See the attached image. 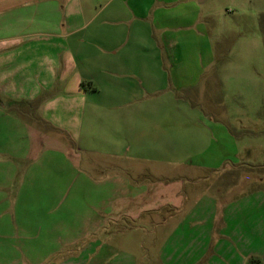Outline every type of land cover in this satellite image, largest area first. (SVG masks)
Masks as SVG:
<instances>
[{
  "label": "rangeland",
  "instance_id": "rangeland-1",
  "mask_svg": "<svg viewBox=\"0 0 264 264\" xmlns=\"http://www.w3.org/2000/svg\"><path fill=\"white\" fill-rule=\"evenodd\" d=\"M36 1L37 6L49 4L50 9L40 13L51 28H58L66 16L83 23L75 36L84 39L82 52L101 55L104 64L113 61L114 68L97 74L99 88L87 97L89 117L83 116L85 130L78 138L44 120L41 100L0 97L5 105L0 118V198L8 204L0 228H20L25 235L30 231L33 243L42 246L31 257L29 247L17 249L15 257L9 247L0 246L2 264H45V251L53 253L48 256L52 260L61 250L95 242L100 244L98 256L117 259L112 264H163V252L166 259L179 257L178 248L167 244L161 224L169 208L131 218L118 214L121 206L111 216H97L101 206L108 207L107 180L123 173L117 165L144 161L139 157L141 132L151 142L169 130L187 153L212 145L209 151L222 148L226 154L221 158L239 161L237 168L229 162L219 174L198 173L196 178L208 181L223 175L230 184L196 186L197 191L225 189L224 195H235L229 188L263 190L264 181L258 184L254 178H264V0ZM9 10L0 15V36L12 34L16 20L22 30L27 26L23 20L31 12ZM10 16L16 17L12 24ZM98 28L100 39L93 41ZM120 96L129 100L115 103ZM19 106L27 111L20 113ZM124 116L131 121L122 122ZM211 121L225 125L233 141L228 136L225 147L215 144L206 125ZM131 167L126 171L133 179L144 177L138 165ZM189 181L186 188L192 187ZM12 233V239L21 236L26 245L22 233ZM184 256L181 260L189 257Z\"/></svg>",
  "mask_w": 264,
  "mask_h": 264
},
{
  "label": "crops",
  "instance_id": "crops-1",
  "mask_svg": "<svg viewBox=\"0 0 264 264\" xmlns=\"http://www.w3.org/2000/svg\"><path fill=\"white\" fill-rule=\"evenodd\" d=\"M37 2L35 0H0V13L2 12L0 15L9 9L8 13H13V8L17 7L31 12L23 20L27 25L24 30L19 27V20H16L13 23L12 34L0 36V97L9 100L21 98L27 103L35 101L38 103L37 101L41 100L40 110L44 120L63 129L72 139L78 138L80 130H85L83 116L86 114L87 97L94 95L99 88V85L95 86L99 80L97 74L100 71H112L114 67L110 65L114 63L112 61V63L104 64L106 60L101 55H85L82 52L84 39L75 36L85 25L83 23L79 25L78 19L68 20L66 16L60 20L58 28H51L49 20L42 18L40 13L47 12L50 9L49 4L37 6ZM15 18H10L11 24ZM38 21H43V26L35 29ZM109 21L111 20L103 22ZM100 31L101 29L98 28L97 32L91 35L93 41L100 39ZM102 51L103 55L107 53L104 49ZM88 81L91 83L90 86L85 85ZM4 99L0 100L1 119L4 115L2 110L5 109ZM128 100L129 98L120 96L119 99L115 98V103L122 104ZM18 109L20 113L27 111L21 106ZM63 114L67 117H63ZM120 120L124 123L131 121L126 116ZM206 125H209L208 132L212 131L211 138L218 146L223 144L225 147L224 143L227 142L228 136L232 137L231 141H233L234 137L225 125L216 121ZM212 127H216L215 130ZM26 134L29 136V133L26 132L25 136ZM136 135L135 132L133 136L136 137ZM138 137L141 143L139 157H142L144 161L140 164H130L124 160L123 164L117 165L123 167V173L113 177L111 181L107 180L108 207L101 206L97 216L99 218L105 215L111 216L116 211L115 208L121 206L122 212L118 214L131 218L141 217L149 211L169 208L170 213L161 221L163 233L168 236H166L167 244L171 243L172 250L178 248L176 253L179 255L181 253L182 257H185L184 255L189 257L181 260L180 255L177 258L166 259L163 252V264H247L250 258H259L264 264V188L261 190L259 186L245 192L229 188V192L235 195H224L225 189L224 192L209 193L210 188L207 191H197L196 188V186L198 188L203 186L202 189H204L205 186L230 184L224 181L223 175L215 174V177H218L217 180L214 179L216 181L199 179L200 177L196 178V175L201 173L203 176L205 172L211 175L213 171L219 174L227 170L229 162L237 168L239 161L221 158V153L226 154L225 149L209 151L212 145L208 150L204 149L199 153L198 151L187 153L180 149V138L175 139L173 132L171 134L169 130L151 142L148 141L149 136L147 137L145 132H141ZM213 151L217 152L216 157L214 155L205 159L206 155H210ZM181 154L183 156L180 158ZM198 154L200 158L197 156L195 160H192V157ZM128 156L130 160V155H127V158ZM131 165H138L137 170L140 167L144 177L133 179L129 175V170L128 173L126 171L132 168ZM189 179H191L189 185L192 187L186 188L185 181ZM254 181L259 184L260 181H264V178L263 180L259 177L254 178ZM0 208L3 209V211L0 210V216L8 210V204L6 205V201L1 198ZM174 216L180 219L171 220ZM10 231L13 232L12 234L17 232L16 235L22 233V236L28 240L26 245H22L21 236L12 239L9 235ZM192 231H198L200 235L195 236ZM25 233L26 235L20 228H0V246L9 247L14 256L17 249L23 246L29 247L30 251L26 248L29 251L27 253L29 257L41 252L42 246L33 243L36 239L30 231ZM99 245V242H95L68 252L61 250L59 256H54L52 260L48 256L53 253L44 250L45 264L117 262V259L114 261L108 256H98ZM1 259L0 257V264H2ZM4 262L7 264L6 262L11 261ZM35 264L40 263L35 262Z\"/></svg>",
  "mask_w": 264,
  "mask_h": 264
},
{
  "label": "trees",
  "instance_id": "trees-1",
  "mask_svg": "<svg viewBox=\"0 0 264 264\" xmlns=\"http://www.w3.org/2000/svg\"><path fill=\"white\" fill-rule=\"evenodd\" d=\"M247 264H262V262L259 258H250Z\"/></svg>",
  "mask_w": 264,
  "mask_h": 264
}]
</instances>
